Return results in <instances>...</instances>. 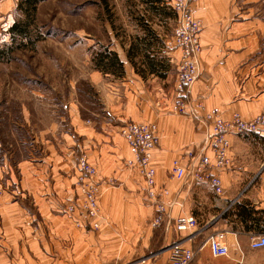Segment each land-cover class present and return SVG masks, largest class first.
I'll return each mask as SVG.
<instances>
[{
    "label": "crops",
    "instance_id": "0c3cea01",
    "mask_svg": "<svg viewBox=\"0 0 264 264\" xmlns=\"http://www.w3.org/2000/svg\"><path fill=\"white\" fill-rule=\"evenodd\" d=\"M191 11L201 23V50L197 78L187 90L188 114L172 110L177 52L167 46L171 29L151 26L157 42H153L150 56L159 64V60H165L166 71L151 70L140 55L132 65L125 49L129 41L122 48L112 45L122 62V72H100L107 77L104 89L99 90L103 112L94 119H85L73 107L68 112L67 131L48 146L41 159L28 161V167L21 169L20 194L31 197L29 206L35 213H29L13 190L12 194L1 195L0 264H113L117 259L129 264V250L145 251L153 243H158V252L139 264H165L172 242L194 249L209 230L219 228L227 230L223 241L227 256H214L204 246L189 264H240L237 258L247 249L239 245L238 237L251 233L237 226L230 228L231 223L220 216L234 200L243 199L241 196L247 199V189L256 187L243 184L251 174L252 179L261 177V185L254 190L263 192L251 202L264 208V152H248L244 146L254 137L230 136L231 164L218 171L220 194L208 183L170 178L167 169L176 158L187 165V153L203 148L209 132L203 118L209 109L218 108L222 117L238 113L243 118L264 111V58L258 49L264 19L257 17L251 0H196ZM165 18L176 20V14ZM139 31L138 37L145 34L144 29ZM127 121L153 122L156 126L158 145L152 150L151 165L155 187L167 189L163 198L166 216L158 230L149 225L155 209L146 196L141 175L125 165L130 153L118 128ZM82 151L96 167L94 178L103 215L97 231L76 228L63 213L73 193L75 201L80 198V191L72 183L77 182L75 162ZM205 152L209 153L206 148ZM181 215L193 216L197 226L176 230L174 221Z\"/></svg>",
    "mask_w": 264,
    "mask_h": 264
},
{
    "label": "rangeland",
    "instance_id": "374dc122",
    "mask_svg": "<svg viewBox=\"0 0 264 264\" xmlns=\"http://www.w3.org/2000/svg\"><path fill=\"white\" fill-rule=\"evenodd\" d=\"M251 1L252 7L257 10V17L264 19V0ZM17 3L18 0H0V197L4 192L12 194L13 190V195L18 201L29 208L30 214H34V209L29 206L31 197L20 194L21 169L28 167V161L41 159L48 152V146L58 140L62 131H67L68 112L73 111V107L79 110L85 119H94L103 112L100 91L104 89L103 84L107 77L100 74L101 70L97 68L94 57L103 47L115 51L112 45H115L114 48L116 46L122 48L133 39V35L137 36L141 29L138 16L143 15L151 26L158 29L172 30L176 20L161 19L160 15L147 12L140 0H44L36 6L35 25L30 32L33 43L27 41L18 43L19 41L12 40L9 32V27L15 20L24 18ZM128 45L129 43L125 49ZM169 45L167 44L168 48L173 49ZM258 49L262 52L259 56L264 58V32H259ZM171 69L172 67L167 74ZM96 72L98 75L95 74ZM262 114L264 115V111L259 113ZM231 115L224 118L228 119ZM207 126L209 127V124ZM242 136L254 137L253 142L244 144L248 152H264V140H261L264 138V123L258 132L243 133ZM81 153L87 155L85 151ZM80 154L75 162L76 181L77 159ZM91 164L95 167L93 163ZM170 167L171 163L167 169V176L171 178ZM134 169L138 172L136 168ZM252 176V174L248 175L243 181L244 185L247 183L256 185L245 192L250 201L259 199L261 195L259 193H263L254 190L261 185V177L258 175L252 179ZM72 184L80 189L77 182ZM79 196V200L75 201L76 196L74 198L73 193L64 204L63 213L76 228L99 230L103 215L98 194L99 210L95 218L90 220L96 221L97 227L78 226L75 222L76 217L72 219L77 212L67 211L68 204H75L77 210L79 209L78 206L82 201L81 191ZM229 227L233 228V225L230 224ZM152 228L158 230L160 225ZM37 229L42 230V227L37 226ZM218 231H224L225 235L227 230L222 228L209 230L210 233L194 249L204 246L209 249L208 239ZM159 234L160 231L157 235ZM258 235L248 234L238 237L239 245L247 249L245 254L237 258L240 264L264 263V246L251 249L249 245L250 239ZM153 245L154 243L145 251L129 250L127 252L131 260L129 264H139L155 256L158 252L156 250L158 243ZM121 260L117 259L113 264L125 262Z\"/></svg>",
    "mask_w": 264,
    "mask_h": 264
},
{
    "label": "built area",
    "instance_id": "2783aa9c",
    "mask_svg": "<svg viewBox=\"0 0 264 264\" xmlns=\"http://www.w3.org/2000/svg\"><path fill=\"white\" fill-rule=\"evenodd\" d=\"M196 0H169L167 4L176 14V23L172 28L167 44L174 48L177 55L174 59L175 81L174 100L172 110L181 114H188L186 108L189 105L187 90L193 84L198 75V55L201 50L199 32L201 23L192 15L191 5ZM192 115V112L189 113ZM205 123L209 124V132L205 138L202 149L187 153L189 163L181 164L178 158L173 159L169 174L176 179H189L196 183H208L215 193L220 194L222 183L218 174L231 164L229 150L231 147L230 136L233 134L256 133L264 123V115H256L251 119H244L238 113H233L226 119L220 115L219 109L214 107L205 112ZM153 122L127 121L119 126V133L124 137L130 157L125 160V165L136 168L143 178L146 186V196L154 205L155 214L150 220V225H160L166 216L167 205L163 197L167 189L155 187V169L151 165L152 150L158 145V137ZM205 148L209 153L205 152ZM77 183L82 193V201L77 210L75 204H68L67 211L77 212L76 224L78 226L89 225L97 227L95 218L99 210L97 198V183L94 180L96 169L88 160L85 153H81L77 159ZM197 222L193 216L181 215L174 221V227L178 231L195 228ZM224 231H218L209 239L208 247L211 253L227 255L228 250L224 241ZM205 245V242L203 243ZM202 245V246H203ZM251 248L264 246V234L253 236L250 239ZM199 249H192L174 241L169 245V254L165 264H189Z\"/></svg>",
    "mask_w": 264,
    "mask_h": 264
},
{
    "label": "trees",
    "instance_id": "16d2710c",
    "mask_svg": "<svg viewBox=\"0 0 264 264\" xmlns=\"http://www.w3.org/2000/svg\"><path fill=\"white\" fill-rule=\"evenodd\" d=\"M44 0H18L17 6L24 14V18L15 20L9 27L12 40L24 43V41L33 43L31 38V28L35 25L36 6L39 2ZM146 7V11H151L153 14L160 15L164 19L165 15L172 16L171 7L167 5L166 0H140ZM169 8V9H168ZM138 23L141 28L145 30V34L141 37L134 36L126 48V55L132 65H135L134 58L138 55L142 56L144 61L151 70H158L167 67L165 60H159L160 64L155 58L150 56V51L153 42H157V35L151 27L149 21L143 16H138ZM39 39V38H36ZM95 64L103 72L120 74L122 72V62L117 53L108 50L107 47L98 52L94 57ZM141 61V62H142ZM143 63V62H142ZM161 67V68H160ZM166 71V70H165ZM162 73V72H161ZM221 218H225L227 222L231 223L233 227L242 228L244 232L251 234L264 233V208L256 207L250 200L243 198L234 200L221 214Z\"/></svg>",
    "mask_w": 264,
    "mask_h": 264
}]
</instances>
